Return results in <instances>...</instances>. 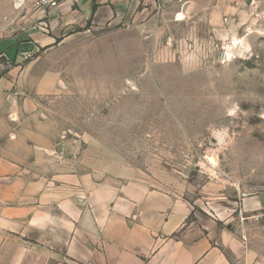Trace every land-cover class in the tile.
<instances>
[{"label": "rangeland", "instance_id": "obj_1", "mask_svg": "<svg viewBox=\"0 0 264 264\" xmlns=\"http://www.w3.org/2000/svg\"><path fill=\"white\" fill-rule=\"evenodd\" d=\"M43 1L0 0V50L40 26ZM125 14L25 59L43 172L139 179L187 199L196 225L264 192V0H154ZM262 213L227 221L260 257Z\"/></svg>", "mask_w": 264, "mask_h": 264}, {"label": "crops", "instance_id": "obj_2", "mask_svg": "<svg viewBox=\"0 0 264 264\" xmlns=\"http://www.w3.org/2000/svg\"><path fill=\"white\" fill-rule=\"evenodd\" d=\"M143 2L154 0H58L37 10L40 26L4 41L0 264H264L227 222L229 211H262L264 192L213 208L210 219L196 225L189 224L194 207L187 199L139 179L90 186L82 175L43 172V153H51L42 126H32L35 105L26 81L39 78L37 65L25 56L121 22L129 7Z\"/></svg>", "mask_w": 264, "mask_h": 264}, {"label": "built area", "instance_id": "obj_3", "mask_svg": "<svg viewBox=\"0 0 264 264\" xmlns=\"http://www.w3.org/2000/svg\"><path fill=\"white\" fill-rule=\"evenodd\" d=\"M53 4H54V2L47 1V0H44L43 2H41V6H51ZM29 57H30V55L28 54V55L25 56V59H29ZM5 68H6V64H4L3 62H0V80L3 77ZM262 219H263V222H264V209H263V213H262Z\"/></svg>", "mask_w": 264, "mask_h": 264}, {"label": "trees", "instance_id": "obj_4", "mask_svg": "<svg viewBox=\"0 0 264 264\" xmlns=\"http://www.w3.org/2000/svg\"><path fill=\"white\" fill-rule=\"evenodd\" d=\"M96 10H97V6L94 4L93 5V14L95 13Z\"/></svg>", "mask_w": 264, "mask_h": 264}]
</instances>
